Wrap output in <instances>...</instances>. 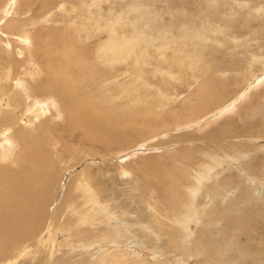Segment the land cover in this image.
I'll return each mask as SVG.
<instances>
[{
    "label": "rangeland",
    "instance_id": "rangeland-1",
    "mask_svg": "<svg viewBox=\"0 0 264 264\" xmlns=\"http://www.w3.org/2000/svg\"><path fill=\"white\" fill-rule=\"evenodd\" d=\"M119 1L121 0H87L88 3L85 7L83 4L80 5L79 0H69L65 2L63 9L56 3L50 8V16H53L49 19L51 21L42 22L36 26H43L44 30L51 28L54 32L60 28H65L66 22H62L60 16L66 10L69 12V16H72L67 25L76 26L77 24L73 23L72 20L78 14L70 11L72 10L70 7H74L77 11L80 8L82 9L80 19L87 17L90 14L89 12L94 13L95 16L99 12L106 15L114 7L115 14L120 18L127 19L126 22H131L132 18L137 21L138 17L135 11H127L117 3ZM13 3L14 0H4L2 6H0L2 12H0L2 14L0 25L4 24V20L11 15L10 7ZM39 3L38 0L35 5L31 6L29 12L34 13L39 8ZM144 3L153 17L148 26L145 24L144 28L140 29L142 36L147 35L152 38L147 43L148 45L145 43L146 39L140 42V46L148 52L146 63L138 50L136 51L135 66L132 71L125 70L122 62L109 65L108 62L101 63L96 60L94 49L100 39L104 44L107 37L105 31L99 33V30H96L94 26V28H91L93 31H90L91 34L88 35L87 40L82 39L77 44V49L83 52L81 59L87 62V66L92 67L95 65L93 69L91 68V71L98 72L97 76L93 73L92 75L99 82L92 84L94 82L88 80L89 74L82 72V70L79 72L77 67H74V70L71 68L77 74H72L69 71L70 68L68 70L63 68L67 72V76L70 75L68 79L77 85L74 89L77 94L71 90L74 95L89 99L87 103L91 105L93 103L90 97L97 100L98 104L102 102L100 104L102 107L110 104L108 110L100 114V118L87 117L88 125L85 129H77L73 132L69 130L68 122L64 118L65 111H63V115L60 114L61 110L56 112V104L53 101V96L56 94L50 89L46 91L51 103H48L45 100L46 98H40L45 88L44 86H38V83L44 82L45 74L42 73L35 80L24 74V70H29L26 62L32 54L35 55L38 65L45 70L44 67L48 57L47 54L44 55L45 58L42 57L43 42L47 41V45L52 47V50L59 47L50 45L51 40L53 41L52 36H50L51 39H43L45 34L50 33L38 30V37L33 38L34 43H30L26 47V44L20 42L17 38L7 37L5 30H2L3 25L0 27V70L2 74L5 75L9 72L10 75L8 79L0 80V91L3 87L11 86L13 88L14 82L25 79L27 84H23V86L35 92L33 98H29L31 102L30 111H34L24 114L21 122L37 125L36 129L45 136L40 134L37 146L43 149L46 157L44 163L40 165L45 166V169L48 168L51 174L44 175L42 179L35 182L39 184L38 193H43L45 197L49 194L48 207L53 212L49 213V217L54 216V213L66 216V218L76 216L77 213L81 215L91 214V210L95 206L96 209H104L107 212L111 210V214L115 216V219H118L117 221H120L121 218H126L128 223L138 221L134 222L132 227H129L131 229H128V232L122 229L120 234L122 241L113 244L116 247L115 252L110 249L107 252V257L110 260L115 259V264H214V253L219 257L218 264H264V213L262 215L258 213L256 205L245 206V208H242L245 213H241L239 216L234 212H223L225 211L226 206L224 204L226 202H218L215 204L216 207L213 205L202 209L201 207L197 208L200 215L203 212H205V215L195 223L193 222L191 229L197 231L203 224L205 228L210 230V236L204 234L199 242L200 246L197 247V250H202V252L204 250V258L196 254L192 246L184 249L178 248L181 253L173 248L169 242L174 241L178 244L175 240L176 232L174 228L168 226L174 222L173 218L177 216L176 213L178 212L174 203H172L177 194V188L180 189V192L183 188L185 190L189 189L195 178L199 180L197 190H199L198 199H200L203 197L202 188L208 186L211 179H217L226 173L227 176L224 180L227 185L237 187V192L240 193L235 192V199H238L240 194L244 195L246 193L247 189L243 181L246 182L248 179L240 174L234 166L236 164L241 165L244 162L243 166L245 165V168H247L246 165L250 164L245 171L253 175L258 181L262 180L263 188L261 192L264 193V106H262L264 105V81L262 82L264 67H254L253 72L248 73L245 69L246 61L241 57H237V51H233L234 46L238 47V41L250 39V44L255 43L250 38V31L259 25L264 28V15L257 11L255 16L250 18L247 23L237 20L235 23L226 24L227 39L220 38V43H218L217 39L211 37L202 49V45L199 43L196 45L191 43V40L197 41L196 37L180 34V29L183 27V30L186 31L189 26L195 32L198 28L200 29V25L205 23L206 20L201 23L203 18L201 15L199 16V12L204 5L203 0H147ZM22 4L23 2L18 0V10L20 5L24 7ZM215 4L219 11H226L227 6L222 7V0H215ZM2 8L5 10L2 11ZM23 10L21 9V11ZM52 13L54 14L52 15ZM15 16L23 18L18 13ZM40 19L39 21H41ZM209 21L213 22L212 20ZM75 22L80 23V21ZM17 23L19 24V22ZM136 23L138 24L139 21ZM158 24L165 25V29L172 36L161 40L154 28ZM24 28L29 30L30 26H24ZM124 31L128 33L125 29ZM118 33H121V28ZM180 41L184 42L182 46L189 49L191 53L189 57L186 52H175L177 42L180 43ZM167 43L168 48L164 52L167 59H163L162 55L154 50L160 46L162 47V45L165 46ZM193 49L201 50L200 57L193 54ZM229 49H232V54ZM252 49H247V56L253 51ZM173 54L183 59L184 66H178L173 60H170ZM234 54L235 58L232 57ZM256 54V52L252 53L253 56H256ZM83 55L84 57H82ZM229 64H235L233 69H236L237 72L234 71L233 75H231L233 72L227 69ZM206 65L213 67V69L209 70ZM217 65H220L219 69H216ZM224 67H226V70H224ZM213 70L219 75H212L207 78L204 73ZM101 75L107 77L104 85L109 86H96L99 83L102 84L99 79ZM111 75H117L116 81ZM73 78L82 81L78 83ZM113 84L118 86H111ZM199 84L202 87L204 86L202 84L210 86L206 88L209 91L211 90L213 94L223 92V96L219 98L217 105L216 96L210 99L204 98V101L209 104L207 110L189 115L191 102L197 100ZM103 87H109L110 89L118 87L114 100H118L115 104L124 107V115L117 113L114 122H112V119L116 106L111 105V98L105 94ZM133 87H137L136 92H138L133 94L134 102L125 96V92L121 91V89L135 90ZM10 94L9 91H2L0 102H3V104L0 103V107L6 106L4 103L8 100ZM137 94L139 97L136 96ZM27 95L31 97L29 93ZM78 96L69 99L70 105L76 106ZM35 98H39L45 107L46 113L43 116L39 117L38 112L35 111L39 107L38 104L33 102ZM213 103L215 104L211 106ZM57 104L61 107L63 102H57ZM195 108L193 112H196ZM55 113H59L58 117L54 115ZM39 119L42 121L40 122ZM220 124H224V126L219 128L217 136L208 137V133L211 130H217L216 128ZM45 128L46 132L44 131ZM74 128H78V125L72 124L71 129ZM98 130H100L99 133ZM18 146L22 147L21 144ZM15 151L4 161H1L3 167H9L10 165V167L17 168L15 167ZM241 153L244 154L243 158L239 156ZM223 160H225L224 162L227 161V167L231 169L224 171L225 169L222 168ZM28 167H30L29 163ZM89 175L94 178L95 183L101 184V187L104 185L114 191L110 193L109 201L103 205L86 203L84 200L83 192L86 195L94 193V191H88L87 189L82 191L81 189L85 182L87 183ZM163 180H165L163 184H166V189H161L164 188L162 185ZM231 191L234 190H228V192ZM164 192L165 196L163 198ZM134 195L146 197V199H149L148 202L154 203L156 207L160 206V213L163 216L150 217L146 210L143 211L142 206L140 209L138 208L139 201L138 198L132 197ZM188 201L191 200L182 194L178 205H183ZM164 204L168 206H161ZM200 206H203V204ZM130 209L133 210L129 214L126 211ZM112 210L116 211L113 212ZM234 217L236 218L233 219ZM225 218L229 219L227 226L223 223L226 221ZM249 218L252 220H249ZM97 219L101 222L96 221V225H92V229L93 226L98 228L91 230V235L93 233L101 234L102 231L108 228L104 223L105 216L99 215ZM209 221L212 224H208ZM40 222L39 219L38 223ZM142 223L147 224L151 229L142 232V228H138ZM58 224L64 227L65 230L55 227V225L51 226L55 231L54 239L58 242L65 241L69 236V230H66L65 224L61 221ZM217 227H220L219 232H217ZM155 230L159 231V235L155 233ZM214 232H217L218 238L214 235ZM211 233H213V237ZM200 234V232H196L197 236ZM218 234L228 237L226 242L231 241L235 244L228 247L226 242H221ZM146 236L150 240L156 238L158 244L148 242ZM77 239L81 243H85L82 233L77 234ZM210 249L214 250V253ZM61 251H63L62 248ZM236 252L240 254V260H237ZM59 254L61 255V252ZM80 256L85 259L88 255L83 253ZM74 259L79 260L80 257ZM94 264H100L98 258L94 260Z\"/></svg>",
    "mask_w": 264,
    "mask_h": 264
},
{
    "label": "bare ground",
    "instance_id": "bare-ground-1",
    "mask_svg": "<svg viewBox=\"0 0 264 264\" xmlns=\"http://www.w3.org/2000/svg\"><path fill=\"white\" fill-rule=\"evenodd\" d=\"M3 1L4 0H0V6H2ZM21 1L23 2L22 5L24 7H21L20 5L19 6L20 8L18 10V5H17L18 0H14L13 5L10 7L11 15L8 17V19L4 20L5 23L2 24L4 27V28L2 27V30H5L4 32L6 33L5 35L7 37L17 38L20 42L25 43L26 47L30 43L32 44L34 43L33 38L38 37V30L45 31V33H50V34H45V36H43V39L44 40L51 39L50 36H52L53 41L51 40L50 45H52L53 47L56 46L59 47L56 48L55 50L54 49L52 50L51 49L52 47H49V45H47V41L43 42L42 57L45 58L44 56L45 54H47L48 57L44 67L45 70H43V68H41L40 65H38V63L36 62V58L34 57L35 55L32 54V56H30L29 60L26 62L27 63L26 66L29 68V70L28 71L24 70L25 71L24 74H27L32 80H35L36 77L44 73L46 76L44 82L38 83V86H44L45 88L42 91L40 98H46L45 100L48 103H51V99L46 95V91L50 89L52 92L56 94L53 96V101L56 104V112L58 110H61L60 114L63 115V111H65L64 118H66L68 122L69 130L71 132L77 129L84 130L85 127L88 125L87 117L100 118V114L103 111H107L108 106L110 104H107L106 107L104 106L102 107L100 105L102 104V102L98 104L96 102L97 100H94L92 97H90L93 103V105H91L87 103L89 99H84L78 95H74L71 90L74 91L77 85L73 81H70L68 79V77L70 78V75L67 76V72L64 71L63 68H66L67 70L70 68L69 71L72 74H77L73 72L71 69L73 68L74 70V67H77L79 72L82 70V72L84 73L87 72L89 74L88 80L93 81L94 83L92 84L99 82L98 79L93 78L92 75L93 73L94 75L97 76L98 72H95L93 70L91 71V68L93 69L95 65H93L92 67L87 66V62L81 59V55L83 52L77 49V44L82 39L87 40L88 35L91 34L90 31H93L91 30V28H94V26L96 30H99V33L105 31L107 37L104 44L102 43V39H100L99 43L96 45V48L94 49V52L96 53L95 56L96 60H98L101 63L108 62L109 65H112L115 62L117 63L122 62L124 65L123 68H125V70L132 71V68L135 66L136 51L138 50L142 54V58L145 59V63H146L148 52L144 50L143 47L140 46V42L141 40L146 39L145 43L147 44L152 40V38L147 35L142 36V32L140 31V29L144 28L145 24L148 26L149 21L152 22L153 19L149 8L144 3V1L146 2L147 0H121L117 2L120 6H123L127 11L129 12L135 11L138 17L137 21H139L138 24L136 23L137 21H134L135 18H132L131 22H126L127 19L125 20V18H120L117 14H115L114 7L106 15L99 12V14L95 16L94 13L89 12L90 14L84 19H80V16L82 14L81 8L79 9V11H77L76 9H74V7H70L72 9L70 11H73L74 13L78 14V16L77 17L75 16L76 18L72 20V22L77 25L74 27H71L70 24L67 25V23H69L70 20L72 19V16H69V12L66 10L63 14H61L62 16H60L62 22H66V26L65 28L63 27L56 30L55 32L51 28L44 30L43 26L39 25L37 27L36 25L41 24L42 22L47 23L51 21L49 19L53 16H50L51 15L50 8L53 7L56 3H58L60 8L63 9L65 2L69 0H39L40 2L38 5L39 8H37L34 13H30L29 11L31 10V6L35 5V3L38 0H34V1L21 0ZM79 1H80V5L83 4L86 7L88 3L87 0H79ZM203 1H204V5L203 8H201V11L199 12V16L201 15L203 18L201 20V23L206 20L205 23L200 25V29L198 28V30H196L195 32L189 26H188V30L186 31L183 30V27L180 29L181 30L180 34L191 35L193 37H196L197 41L191 40V43L195 45L199 43L200 45H202V49H204L205 43L208 40H210L211 37L217 39L218 43H220L219 42L220 38L227 39L226 24L235 23L237 20H242L243 23H247L250 18H253L255 16V12L257 11H260L264 15V1L262 0H258V1L222 0V7L224 8L225 6H227L226 11L224 12L221 10L219 11V9L215 7L216 5L215 0H203ZM2 9H3L2 11L5 10L4 8ZM21 9L24 10L21 11ZM16 13L21 14L23 18H19L15 16ZM53 14L54 13H52V15ZM215 14L218 15L214 16ZM1 15L2 14H0V16ZM39 19L41 21H39ZM209 20H212L213 22ZM75 21H80V23H77ZM17 22H19V24ZM2 25H0V27ZM24 26H30L29 30H25ZM120 28H121V33H118V30ZM154 28L156 29L157 35L160 37L161 40H165L167 37L172 36L171 33L167 29H165V25L163 24H158ZM124 29L128 33H126ZM81 33L82 35L80 36ZM250 35H251L250 38L255 42L254 44L249 43L250 39H244L242 41H238V45H237L238 47L234 46L233 48V51L234 50L237 51V57H241L243 60L246 61L245 69H247L248 73H252L254 67L255 68L264 67L263 26L259 25L251 29ZM231 41H235V40H231ZM183 44H184L183 41H180V43L177 42V47H175L174 50L175 52H186L187 53L186 55L189 57L191 53L189 49H186L185 46H182ZM149 45H151V43H149ZM167 48H168V43L165 46L162 45V47L161 46L158 47L154 51L161 54L163 59H167V55L164 54ZM247 49L253 50L251 53L248 54V56L246 55ZM193 50H194L193 54L195 56L200 57L201 50L199 49L198 50L193 49ZM233 51L232 49H229V52L231 54ZM253 52L257 53L256 56L252 55ZM82 57H84V55ZM232 57L235 58V54L232 55ZM170 60H173L178 66L184 64V62H182L183 59L177 56L176 54H173L172 59ZM235 62H237V60ZM206 67L209 70L213 69V67H210L209 65L208 66L206 65ZM219 67L220 65H217L216 69H219ZM233 68H235V64L227 65V69H230V72H233L231 73V75L234 74V71L237 72V70ZM224 70H226V67H224ZM204 74L205 76H207V78L212 75L215 76L219 75L218 73H215L214 70L206 71ZM83 75L85 76V74ZM9 76H10L9 72H7L4 75L0 70V80L8 79ZM111 76L116 81L117 75H111ZM106 78H107L106 76L101 75L99 79L100 82H102V84L99 83L96 86H109V85H104L106 84L107 81ZM73 79L78 83L82 81L78 78H73ZM206 81L207 80L205 79V82ZM263 81H264V77L262 79V82ZM23 84L24 85L27 84V81L25 79H21L18 80L17 82H14L13 88H11V86L2 88V91L6 90V92L8 91L11 92V94L9 95L8 100L7 101L5 100L6 102L4 103V105L6 106L0 107V140H1L0 141V264H94V260L96 258H98V262L100 264H115V259L110 260V258L107 257V252L109 251V249L115 252L116 247L113 246V244L122 241L120 235L122 233L121 230L124 229V231H127L128 229H131L129 227H132L134 222H138V221H132L131 223H128L127 222L128 220L126 218H121L119 219L120 221H117L118 219H115V216L111 214V210L107 212L104 209H96L95 206L94 209L91 210L92 211L91 214L81 215L77 213L76 216L75 215L68 216L66 218V216H61L60 214L54 213V216L49 217V213L50 212L53 213L50 210V207H48L49 205L48 199L50 198L49 194L47 197H45L43 193L41 192L38 193L39 184H37L35 181L38 179H42V176L44 175L47 174L50 175L51 171L48 168L45 169L46 168L45 166L43 167L40 165L44 163V158L46 157L45 154L43 153V149L37 146L39 142L38 138L40 137L41 134L39 130L36 129L37 125L35 124L33 125L29 123L24 124L21 122V120L24 117L23 116L24 114L28 112L32 113L34 111V110L30 111L29 106L31 102L29 98H33L35 94L33 90L23 86ZM202 85L204 86L202 87L200 85L198 95L196 96L197 100L195 99L196 101L191 102L189 106L190 109L188 111V113L190 112L189 115L200 113V111L204 112L207 110L209 104L204 101V98L210 99L216 96L215 101L217 105V102L220 100L219 98L223 96L222 94L223 92L221 93L217 92L213 94L211 90L209 91L206 88L210 86L205 84ZM111 86H118V85L113 84ZM133 88H135V90L130 91V90L121 89V91L125 92V96L129 97L134 102L135 99L133 97V94L134 92H136L137 87H133ZM103 89L105 90V94L110 96L111 105L114 104L116 106L115 114L112 119V122H114L117 113H122L124 115V107L120 106L119 104H115L118 102V100H114L116 92L118 91V87L117 88L112 87V89H110L109 87H103ZM2 91H0V94L2 93ZM86 92L89 93L88 91ZM27 93H29L31 97H28ZM50 94L53 95L52 93ZM77 96L79 97V99L76 100V106L70 105L69 99L77 98ZM136 96L139 97L138 94ZM0 99H1V95H0ZM40 101L41 100H39V98H35L33 100L34 103L39 105V107L35 109V111L38 112L39 117L43 116V114L46 113L44 109L45 107L43 106V103ZM57 102H63V105L59 107ZM1 104H3V102ZM214 104L215 103H213L211 106H213ZM236 104L234 105L235 107ZM194 108L196 112H193ZM58 114L59 113H55L54 115L58 117ZM31 117H33V115H31ZM72 124H77L78 128L71 129ZM223 126L224 124H220V126L216 128L217 130L215 131L211 130V132L208 133V137L217 136L219 128ZM46 128L44 129L45 132H46ZM97 132L99 133L100 130H98ZM30 133L32 134L31 136L29 135ZM41 135L44 136L43 134ZM139 135L141 136L142 134ZM45 142L48 144L47 141ZM19 144H21L22 147H19L18 146ZM14 151L16 153L15 167L17 168L10 167V165L9 167H3L1 161H4ZM242 153L239 154L241 158L244 157V154ZM224 161L225 160L222 161L223 164L222 168L225 169L224 171H227V169L228 170L231 169L227 167L226 164L227 161L226 162ZM28 163L30 164V167H28ZM243 164L244 162L241 165L236 164L234 166L235 169L240 174H243L245 178L248 179V181L246 182L243 181L247 191L244 195L240 194V197L238 199H235L236 196L235 192H237V187L227 185V183L224 180V178L227 176L226 173L222 174L223 176L217 179L214 180L211 179L210 180L211 183L208 184V186L202 188L203 197L200 199H198L199 190H197V188L199 187L198 178H195L194 181L192 180L193 183L189 189L185 190V188H183L182 192H180V189L177 188V194L175 195L172 203H174V206L176 207V211L178 212L176 213L177 216L173 218L174 222L168 225L169 227L174 228L176 232L175 240L177 241L178 244H176L174 241L169 242V244L173 248L178 250V248L184 249L186 247L192 246L194 252L204 258L203 255L204 250L203 252L202 250H197V247L200 246L199 242L201 241V237L204 234H209L210 236V230L205 228L203 224H201L202 226L197 231L196 230L193 231V229H191L192 223L193 222L195 223V221L201 219L205 215V212H203L201 215L198 213V209H197L198 207H201V209L203 207L205 208L213 205L214 207H216L215 206L216 203L226 202L227 204L226 203L224 204V206H226L225 211H223L224 213L234 212L239 216L241 213H245L242 210V208H245V206L248 205H256L258 208L257 212L260 213L261 215L264 213V193L261 192V189L263 188L262 180L258 181L257 179L254 178L253 175L245 171L247 168H249L250 164L246 165L247 168H245L244 167L245 165L243 166ZM163 182L165 183V180L162 181V185L164 186V188L161 189H166V184L164 185ZM81 189L82 191L84 189H87L88 191H94V193L90 195H86L84 192L82 193L86 203L101 204V205L108 202L110 199L109 197L110 193L114 192L111 188L105 187L104 185L101 187V184L99 185V183H95L94 178L91 177L90 175L88 176L87 183L85 182V184L81 187ZM230 189H233L234 191L228 192V190ZM182 194H184L191 201H188L183 205L180 204L178 205L179 199H181ZM255 194L256 196H254ZM164 196H165V192L163 194V198ZM132 197L138 198L139 201L138 208L140 209V207L142 206L143 211L146 210L149 213L150 217L152 216L155 217V215L163 216L160 213L161 212L160 206L156 207L154 203L152 204L151 202H148L149 199H146V197L145 198L137 197L136 195ZM201 204H203V206H200ZM161 206L167 207L168 205L164 204ZM132 210L133 209H130L126 212L130 214ZM99 215H103L106 217L104 223L108 226V228L107 230L102 231L101 234L93 233L92 231L93 235H91L90 231L98 228L93 226L94 228L92 229V225L94 224L96 225L97 223L96 221H99L97 219V216ZM53 217H54V221H53ZM110 217H114V218L111 219ZM235 218L236 217H234L233 219ZM39 219L41 220L40 223H38ZM225 219L226 221H224L223 223L225 226H227L226 224L229 222V219L228 218ZM249 220L252 219L249 218ZM59 221L65 224L66 230H69L68 231L69 236L67 237V239L65 241H60V242L54 239L55 231L51 228V226L55 225V227L63 228V230H65L64 227L58 224ZM208 224H212V222L209 221ZM139 226L140 227L138 228H142L141 229L142 232L151 229L150 226H147V224L145 225V223H142ZM219 231H220V227H217V232ZM158 232H159L158 230H155L156 234H158ZM196 232H200L201 234L197 236ZM217 232L216 233L214 232V235L216 237H217ZM221 232H225V231H221ZM81 233L83 235L85 243H81L77 239V234L80 235ZM214 235L213 233H211L212 237ZM218 235L221 242H226V240H228V237L226 238L223 235L220 234ZM146 238L148 242H151L153 244L157 243L156 238L154 240L152 239L150 240L148 236H146ZM226 244L228 247H231V245H234L235 243L229 241L226 242ZM93 247L96 248L92 250L91 248ZM61 248L63 251H61ZM80 251L81 253L79 254ZM210 251L214 253V250L210 249ZM59 252H61V255L59 254ZM83 253L85 254L87 253L88 255L85 257V259L80 256ZM236 253H237L236 255L237 260H240L239 257L240 254L238 252ZM214 255H215L214 264H218L219 257H217L215 253ZM75 257H80V259L75 260L74 259ZM230 259L232 260V258ZM255 261L257 262L258 260L256 259Z\"/></svg>",
    "mask_w": 264,
    "mask_h": 264
}]
</instances>
